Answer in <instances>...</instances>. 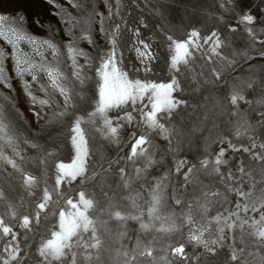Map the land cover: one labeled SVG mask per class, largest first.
Segmentation results:
<instances>
[{"label":"snow or ice","instance_id":"obj_1","mask_svg":"<svg viewBox=\"0 0 264 264\" xmlns=\"http://www.w3.org/2000/svg\"><path fill=\"white\" fill-rule=\"evenodd\" d=\"M45 2L59 10L54 15L59 17L64 35L70 39L64 42L58 29L46 26L38 18L29 21L17 10L15 14L0 13V40L11 48L12 72L30 102L29 112L37 126L41 129L62 126L66 118H71L73 155L70 163L58 159V149L49 150L20 128L21 122L29 125L30 122L17 108L12 77L5 69L9 53L0 46V85L13 93L0 95V264H28L33 257L35 264H103L105 253L111 264H211L221 254L222 264H264V96L255 101L246 98L248 90L264 91V77H233L229 85L231 115L237 117L233 136L236 140L246 139L247 143H236L229 136L220 135L212 140L219 150L207 153L206 147L199 166L189 164L187 159L177 161L175 174L187 169L183 171V183L172 188L171 199L182 206L179 214L165 211L168 173L160 179L154 177L147 188L150 200L145 221L144 212L136 203L140 193L121 197L131 201V211L120 210L114 203L117 193L107 182L113 165L127 160L134 166L132 173L124 166L118 168L117 187L131 189L134 181H147L149 169L158 163L154 135L168 141V151H179L180 133L173 117L181 109L200 106L184 99L183 94L189 89L192 93L199 92L204 85L227 83L226 73L234 72L238 62L223 53L222 49L228 46L227 38L222 39L216 29L202 36L193 27L182 40L165 32L170 79L158 82L148 78L158 59L153 49L154 38L143 32L149 24L143 14L133 17L132 13V8L143 13L141 2L147 7L150 0H130L127 11L124 0H102L107 15L98 9L96 0H66L75 14L57 0ZM218 4L224 12L241 9L240 0H218ZM256 7L259 15L253 14L250 6L238 13V23L245 26L251 40L242 53L245 62L264 58V27L260 26L264 24L260 20L264 16V0H259ZM152 11L163 16L159 8ZM217 19L223 22L224 17L219 15ZM95 25H99L103 43L96 39ZM33 27H47L48 35H38L32 31ZM75 29L79 30L78 35ZM228 30L236 32L237 27L230 24ZM124 32L131 33L129 50L138 61L130 68L124 65L121 48ZM82 42L91 50L81 47ZM197 53L217 65L211 69L214 79L201 80L203 72L194 67ZM65 57L70 64L65 63ZM65 67H70V75ZM93 72L94 77L90 75ZM141 72L144 78L130 75ZM90 80L96 86L94 108L78 114V104L84 101ZM189 80L191 83L186 86L184 81ZM240 102L258 106L253 109L255 121L240 108ZM204 119H208L207 113ZM125 128L130 129L128 139L134 141L126 157L113 160L103 151L90 148V141L99 137L108 146L122 151ZM26 148L35 149L37 154L27 155ZM229 151L233 155H227ZM138 161L141 166H136ZM50 162L54 167L51 173ZM253 162L257 167L252 166ZM27 164L40 168V175L27 170ZM201 171L208 177H216L215 183L220 187L201 181ZM14 173L19 174L20 186L29 197L36 196L37 190L41 192L32 215L19 211L26 207L23 196L14 200L10 195L14 191ZM50 176H54V183L50 182ZM194 181L200 194L186 200L185 193ZM93 182L106 201L103 207L95 194L87 196L83 190L84 185ZM57 209L58 220L50 235L41 236L33 250L30 241L37 227L49 215H57ZM213 209L215 215H210ZM112 221L116 222L114 226ZM129 221L138 222L140 233H178L187 227L186 243L157 248L156 236L145 242L139 234L132 243ZM186 244L203 251L190 253Z\"/></svg>","mask_w":264,"mask_h":264},{"label":"rangeland","instance_id":"obj_2","mask_svg":"<svg viewBox=\"0 0 264 264\" xmlns=\"http://www.w3.org/2000/svg\"><path fill=\"white\" fill-rule=\"evenodd\" d=\"M57 3L63 4L69 11H72L75 14V10L67 4L66 0H57ZM97 7L100 11L104 12L107 15V9L104 7L102 0H96ZM125 11L130 7V0H124ZM259 4V0H240L241 9L246 10L251 7L253 14H257L258 10L256 5ZM141 8L144 9L143 13L135 8H132L133 17H139L143 14L149 24L148 29H144V35L147 37L154 38L153 49L158 55L157 61L154 63V71L148 74V78L154 79L156 81L167 82L170 77L167 71V60L169 57V52L167 49V40L164 33L173 35L175 39H186L187 33L193 28H197L201 31V35L205 36L210 34L214 29L218 30L221 34V38H227L228 46L223 48V53L231 58H234L238 62V67H236L234 72L226 73L227 83H219L216 86L212 84L204 85L199 92L192 93L191 90L183 94L184 99L191 100L193 103L200 106L187 109H181L177 115L173 117L177 129L180 133L179 139L180 150L177 152L168 151V141L164 140L159 136L154 135V142L157 146L156 151V160L158 163L149 169L147 173V181H134L131 189H124L123 187H117L120 184L118 178V168L124 166L127 168L129 173L133 172L134 166L131 162L127 160H121L120 164H114L112 167V174L108 177V183L113 186L116 190V197L114 203L118 205L120 210L131 211L132 204L130 200L122 199L128 195H135L137 192L140 193L139 198L136 203L139 206L140 210L144 212V220L147 221V208L148 201L150 200L147 188L154 182L153 178L160 179L164 176L165 173H168V180L166 183L169 184L167 189V200L165 211H175L177 214L180 213L182 206L175 205L174 201L171 199L172 188L178 187L183 183V169L182 172L177 175L175 174V167L178 160L187 159L189 164H197L199 166V160L203 158L206 154L205 148L207 147V153H215L219 150V145L213 143L216 137L220 135L229 136L236 143H247V140H236L233 136V122L237 119L231 115L233 106L229 103V85L233 80V77H244L247 78L251 75L264 77V58H256L245 62L242 53L248 49V46L251 44V40L248 37L246 31L244 30L245 26L238 23V13L241 9H238L236 12H224L220 9L218 0H150V3L147 7L141 2ZM159 8L163 12V16H157L152 10ZM19 10V13L25 15L29 18V21L33 19H40L46 26L52 25L53 29H58L60 33V38L66 42L69 37L64 35V26L59 22V17L54 15V13L59 10L53 5H49L45 0H0V13H13L15 14ZM219 15L224 17L223 22L217 19ZM131 19V18H130ZM261 21H264V16L260 17ZM117 22H119L117 20ZM235 25L237 27L236 32H230L228 30V25ZM260 26L264 27V24ZM97 30L94 34L97 40H100L98 34L99 25L94 26ZM32 31L37 33L42 37L48 35L47 27L45 29L32 28ZM75 33L78 35L79 30L75 29ZM132 41L131 33L124 32L121 37V48L124 52V65L128 68L133 64H138V61L135 58V53L129 50L130 44ZM103 43L102 40H100ZM0 46L4 47L5 51L9 53V56L5 58V69L9 76L12 77V83L14 88V95L16 97L17 108L27 120L29 124L20 123V128L28 136L34 138L42 145H45L46 148L51 150L52 148L58 149V159L63 160L66 163L71 162L72 151L70 145V124L71 118H66L63 125H53L48 128L41 129L35 123V120L31 113L29 112L30 102L28 98L24 95L22 86L18 79L15 78L14 73L12 72V62L10 59V46L4 44L0 40ZM27 49L26 45H22ZM81 47L89 49V46L82 42ZM207 47V46H205ZM257 48L261 47L256 45ZM65 63L70 64V61H67L65 57ZM217 66L214 63H209L206 59H202L200 54L197 53L196 63L194 65L197 72H203L201 80L207 78L209 80L214 79L211 73V69ZM251 66V69H250ZM250 69V70H249ZM64 70L70 75V67H65ZM94 77V72L90 73ZM130 75H138L140 78H144V73H130ZM30 80V77H25ZM186 86L190 84L189 81H184ZM195 87V85H191ZM3 94H13L10 93V90L5 89L0 85V95ZM38 95H42L37 93ZM96 94V86L94 80H90L85 87V99L82 102H79L77 112L78 114H85L88 111L93 110L94 108V98ZM261 96H264V91L256 89L255 91L248 90L246 93V98L248 100H257ZM205 97L207 100L205 101ZM258 106L253 103L251 106L244 102H240V108L244 110L248 118L252 121H255L256 114L253 109H256ZM264 107V106H262ZM205 113L208 115V119L205 120ZM14 112L11 115L14 116ZM213 124L216 126L213 127ZM195 129H201L196 131ZM130 129L125 128L122 132V151L119 150L116 146H108L105 141L97 139L93 142L90 141V148L99 149L104 152L108 157H111L115 160L117 157H126L130 153L131 144L134 141L128 139L127 133ZM227 147V145H223ZM26 154L35 156L36 150L26 148ZM227 155H233L231 151ZM239 156L240 154H235ZM245 162H248L247 155L244 156ZM234 162V161H233ZM136 166H141V162H137ZM253 167H257L254 162ZM26 169L31 171L36 175H40V168H37L31 164L25 165ZM11 171V169H9ZM49 171L54 172L53 165L49 164ZM199 179L205 184H214L216 187H220L219 184H216V177H208L204 174L203 171L199 173ZM50 182L54 183V176H50ZM144 185L142 187L141 185ZM21 180L19 174L14 173V179L12 181V188L14 191L10 193L12 198L23 196L25 198L26 207L20 208L19 211L22 214H33V209L35 207V201L41 192L37 190L36 196L29 197L28 194L20 186ZM259 187V186H258ZM7 190L8 186L5 185ZM83 190L86 192L87 196H92L95 194L96 198L100 200V206L103 207L106 201L100 194V189L95 186V182L89 183L83 186ZM200 194L199 186L193 182L189 186L187 192L185 193V199H192L193 196H198ZM74 198L78 199L76 193H72ZM233 201L235 197H232ZM223 211V209H220ZM216 209H213L210 212V215H215ZM43 215V214H42ZM258 215V214H257ZM58 220V209L57 215H49L47 221L42 220L41 225L37 227V233L34 238L30 241L32 244L33 250L39 243L41 236H49L50 230L53 229V225L56 224ZM115 221H112L113 226ZM129 235L133 238L132 243L135 241L137 234L141 235V238L147 242L151 240L153 236L157 237L156 247L163 248L168 244H179L186 243V236L188 228L185 227L181 232L178 233H159L154 231H149L147 233L139 232V224L136 221H129ZM107 239V238H106ZM128 243V241H124ZM186 251L192 253H200L203 251L201 247L194 248L192 244H186ZM162 255L163 253H158ZM223 254L219 258H213L211 264H222ZM28 264H35V258L33 257L28 261ZM103 264H111L108 260L107 253L104 254Z\"/></svg>","mask_w":264,"mask_h":264}]
</instances>
